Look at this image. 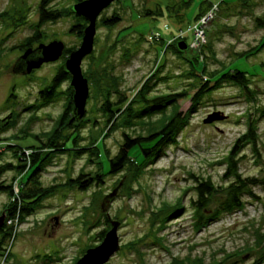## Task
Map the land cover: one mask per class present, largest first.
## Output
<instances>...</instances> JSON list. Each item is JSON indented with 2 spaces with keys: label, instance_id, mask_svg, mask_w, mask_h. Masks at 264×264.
Segmentation results:
<instances>
[{
  "label": "rangeland",
  "instance_id": "rangeland-1",
  "mask_svg": "<svg viewBox=\"0 0 264 264\" xmlns=\"http://www.w3.org/2000/svg\"><path fill=\"white\" fill-rule=\"evenodd\" d=\"M40 1L0 0V164L16 162L8 143L30 145L34 141L27 136L43 137L54 128L70 85V80L65 81L52 101L43 102L39 91L62 64L63 52L26 76L11 71L24 51L19 46L40 30L42 38L35 45L57 40L75 50L83 35L70 31L75 19L74 13L68 12L76 0H48L47 6L63 15L42 24ZM213 4L217 8L203 25L205 42L193 46L192 24L209 14ZM112 14L120 20L104 26L100 20ZM258 17L264 18V0H113L105 6L96 18L93 49L80 63L83 77L92 80L87 79L88 97L76 147L89 148L76 157L69 150L52 153L41 181L58 188L16 227L0 264H76L88 249L100 245L101 232L105 236L113 224L118 248L103 264H251L258 258L264 264V185L252 188L255 196L244 197L243 209L205 225L195 220L190 203L196 198L197 180L210 177L216 184H224V161L248 121L257 126V149L249 143L243 146L239 172L264 180V45L256 50L264 40V27L257 25ZM85 21L82 31L88 25ZM174 42H185L184 52L169 47ZM202 65L207 72H200ZM235 69L247 74L250 93L218 81L223 72ZM155 70L158 76L151 82V94L186 91L175 105L149 118L156 123L176 110L186 113L204 81L211 87L195 105L175 142L151 163H140L138 150L133 149L130 166L117 174L105 173L100 186L80 191L66 185L80 170L96 172L102 166L104 172L105 156L117 152L123 134L134 137L144 130L136 122L125 121L123 115H118L112 127L100 106L107 91L112 92V101L118 98L113 93L116 89L131 98ZM214 111L225 118L203 122ZM11 116L15 124L5 128ZM68 133L76 135L71 129L63 134ZM92 149L96 156L88 154ZM12 175L7 171L0 179L9 181ZM221 199L220 194H213L202 212L207 214ZM7 201L8 196L0 193V211Z\"/></svg>",
  "mask_w": 264,
  "mask_h": 264
},
{
  "label": "trees",
  "instance_id": "trees-1",
  "mask_svg": "<svg viewBox=\"0 0 264 264\" xmlns=\"http://www.w3.org/2000/svg\"><path fill=\"white\" fill-rule=\"evenodd\" d=\"M76 1L79 2L82 0ZM47 3L48 0H41L39 3V24L47 21H55L63 15L61 10L51 9L47 6ZM68 13H74L72 7L69 8ZM152 13L154 12L152 11ZM200 14L201 13H197L196 16ZM73 18L75 19V24L72 25L70 31H74L77 36H81L86 21L83 17L75 13ZM119 20L120 17L117 14H112L111 16L102 18L100 21L104 26H112ZM256 23L264 27V18H256ZM40 33V30H36L35 33L26 40V43L22 44L29 45L33 41H37ZM263 45L264 40L256 47V50H259ZM19 47L22 48V45ZM169 47H174L178 53L184 52V50L181 51L178 49L177 42L169 44ZM71 51H73L72 47H64L62 55L64 56V60L62 64L56 69L48 84L39 91V95L43 102L52 101V99L59 94L58 88L62 83L71 79L70 73L65 70L63 65ZM195 63L196 62H193L192 64L194 69L196 68ZM157 72L158 70H155L153 74L147 77L131 98H128L126 94L123 95L119 89H116L113 93H116L118 98L112 101V92L107 91L106 95H104L100 110L106 116L108 124L112 122L111 126L114 127L118 115H123V117L125 116V121L130 120L131 122H136L145 128L134 137L123 134L124 140L117 152L113 156H105L106 167H103L104 172H102V166L99 167V170L96 172H83L80 170L76 177L67 179L65 182L66 185L75 187L80 191H86L91 186H100L103 182L102 176L105 173L112 175L117 174L130 166V154L133 149L138 150V156L141 157L140 163H151L153 159L160 156L165 147L175 142L180 129L185 125L190 113L194 111L195 105L199 103L203 93L206 90H211V87L208 85L207 81H204L192 96V106L186 113L183 114L176 110L168 116L165 121L162 119L159 123H156L149 120L153 114L160 112L167 106L175 105L179 99L186 95L185 90L151 94V82L157 78ZM200 72H207L204 65H202ZM211 73L212 75L217 74L216 72H210V74ZM89 79L92 80L91 76ZM218 81L237 85L244 92L250 93L248 85L249 78L244 71L235 69L233 71L223 72ZM65 91L66 102L64 108L59 114L56 124L51 131L47 132L43 137L39 134L27 136V138H31L34 141V143L30 145L23 146L21 144H16V142L6 145V147L14 149L16 162L13 163L8 161L0 164V176L7 171L13 172L9 181L0 179V193H5L8 196V201L3 205L0 211V214L5 213L3 225L0 227V258L8 254L10 243L16 234V227L24 223L36 209L40 208L45 198L56 192L58 188L57 184L43 185L41 181V173L49 165L50 159L54 154H61L64 153L65 150H69V154L76 157L83 149L89 148L76 147V141L79 137L77 134L79 130L77 129H79L78 126L81 127L80 124H82L83 119L77 118L73 114L72 95L74 90L71 84L68 85ZM17 115L18 114L15 116ZM11 118L10 121L5 123V128L15 124L16 119L12 116ZM69 129L72 130V134L76 132V135L70 137L69 133L63 134L65 130L68 131ZM0 130H2V128H0ZM5 139L3 141L7 142ZM11 139L16 138L14 137ZM257 140V126L255 122L248 121L245 132L235 140L224 161L225 169L222 174L224 184H216L210 177L197 180L194 186L196 198L192 199L190 203L196 217L195 220L198 221L200 225H205L204 223H208V221H215L223 214L243 209L245 205L244 197L255 196L252 188L257 185H264L263 179L255 176H243L239 172L240 152L243 146L249 143L252 148L256 150ZM68 143L70 146H68ZM93 147L99 151L97 145ZM26 149L30 150L28 155L24 153ZM95 149L87 150L88 154L96 156L97 151ZM15 183H18V186H16ZM15 187L17 190H15ZM213 194H220L222 199L213 209L208 210L209 212L207 214H204L202 210L209 205L210 198ZM7 221L13 223L9 225ZM101 233L102 239L104 233ZM47 257L50 256L47 255L46 258ZM262 263V260L258 258L251 264ZM197 264L203 263L198 262Z\"/></svg>",
  "mask_w": 264,
  "mask_h": 264
},
{
  "label": "water",
  "instance_id": "water-1",
  "mask_svg": "<svg viewBox=\"0 0 264 264\" xmlns=\"http://www.w3.org/2000/svg\"><path fill=\"white\" fill-rule=\"evenodd\" d=\"M113 0H82L72 6L75 14L82 16L88 21V25L83 30L80 45L77 49L71 51L64 61V68L70 73V84L73 87L74 93L72 95L73 113L75 117L80 118L85 112V102L88 97V82L83 77L80 63L83 56L91 53L93 49V38L96 30L95 22L100 11L110 4ZM179 50L186 48L185 42H178ZM40 51L39 57L30 59L25 64V73H29L32 69L38 68L44 62L55 61L58 59L64 49L62 41L52 40L48 43H40L37 46ZM30 53L27 49L20 58L25 59ZM225 115L218 111L209 113L203 122L210 123L215 120L224 119ZM5 213L0 214V227L3 225ZM110 241V242H109ZM118 248V238L116 235V225L106 232L100 245L90 248L86 253L76 262V264H103L109 256Z\"/></svg>",
  "mask_w": 264,
  "mask_h": 264
},
{
  "label": "flooded vegetation",
  "instance_id": "flooded-vegetation-1",
  "mask_svg": "<svg viewBox=\"0 0 264 264\" xmlns=\"http://www.w3.org/2000/svg\"><path fill=\"white\" fill-rule=\"evenodd\" d=\"M41 36V37H40ZM38 38H42V34L40 33ZM36 42L33 41L31 44L26 45V44H22V48L24 49V51L22 53H24L27 49H30V53L27 55V57L25 59L20 58V56H18L14 63L11 66V71L16 73V74H21V75H30L33 74V71L35 69H32L29 73H25L24 69H25V64L28 60L30 59H36L37 57H39L40 55V51L37 49V46L40 44L38 43V45H35L34 43Z\"/></svg>",
  "mask_w": 264,
  "mask_h": 264
},
{
  "label": "built area",
  "instance_id": "built-area-1",
  "mask_svg": "<svg viewBox=\"0 0 264 264\" xmlns=\"http://www.w3.org/2000/svg\"><path fill=\"white\" fill-rule=\"evenodd\" d=\"M217 8V4H213V8L212 11L207 14L206 16H203L200 19V22L198 20L197 23L192 24V32L194 33V43L193 46L200 44V43H204L205 42V32L203 31V25L206 24L205 22L210 18V16L212 15L214 9ZM24 153L26 155H28L30 153V150L26 149L24 150Z\"/></svg>",
  "mask_w": 264,
  "mask_h": 264
}]
</instances>
